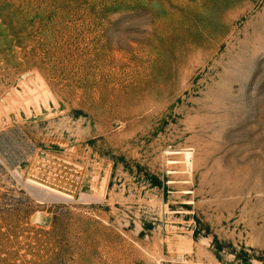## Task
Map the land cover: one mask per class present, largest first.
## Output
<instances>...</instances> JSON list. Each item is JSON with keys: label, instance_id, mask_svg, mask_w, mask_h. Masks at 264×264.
<instances>
[{"label": "rangeland", "instance_id": "obj_1", "mask_svg": "<svg viewBox=\"0 0 264 264\" xmlns=\"http://www.w3.org/2000/svg\"><path fill=\"white\" fill-rule=\"evenodd\" d=\"M0 264H264V0H0Z\"/></svg>", "mask_w": 264, "mask_h": 264}, {"label": "bare ground", "instance_id": "obj_2", "mask_svg": "<svg viewBox=\"0 0 264 264\" xmlns=\"http://www.w3.org/2000/svg\"><path fill=\"white\" fill-rule=\"evenodd\" d=\"M189 151L190 150H188L185 154H184V159L186 160V162L185 163H187V165L190 167L191 165H190V159H191V154L189 153ZM177 153V152H176ZM186 165V166H187ZM39 187V186H38ZM41 188H43V190L46 192V193H49V194H55V195H60V196H64L63 194H61V193H59L58 191H56V190H53V189H50V188H47V187H41ZM45 193V194H46Z\"/></svg>", "mask_w": 264, "mask_h": 264}]
</instances>
